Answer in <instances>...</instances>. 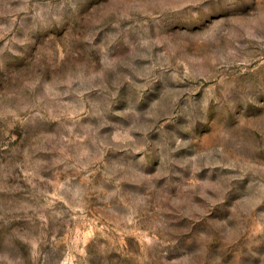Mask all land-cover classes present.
Returning a JSON list of instances; mask_svg holds the SVG:
<instances>
[{"label":"rangeland","instance_id":"obj_1","mask_svg":"<svg viewBox=\"0 0 264 264\" xmlns=\"http://www.w3.org/2000/svg\"><path fill=\"white\" fill-rule=\"evenodd\" d=\"M0 264H264V0H0Z\"/></svg>","mask_w":264,"mask_h":264}]
</instances>
